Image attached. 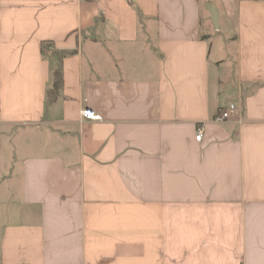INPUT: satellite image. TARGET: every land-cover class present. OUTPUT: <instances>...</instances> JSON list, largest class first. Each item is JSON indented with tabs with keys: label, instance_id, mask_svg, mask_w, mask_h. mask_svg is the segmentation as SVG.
Listing matches in <instances>:
<instances>
[{
	"label": "crops",
	"instance_id": "obj_1",
	"mask_svg": "<svg viewBox=\"0 0 264 264\" xmlns=\"http://www.w3.org/2000/svg\"><path fill=\"white\" fill-rule=\"evenodd\" d=\"M0 264H264V0H0Z\"/></svg>",
	"mask_w": 264,
	"mask_h": 264
},
{
	"label": "built area",
	"instance_id": "obj_2",
	"mask_svg": "<svg viewBox=\"0 0 264 264\" xmlns=\"http://www.w3.org/2000/svg\"><path fill=\"white\" fill-rule=\"evenodd\" d=\"M236 112V106L234 104H229L226 108L221 109L214 117L215 122H224L231 119ZM104 120L103 116L97 113L94 109L90 107L83 108L80 111V122L85 121H96L102 122ZM204 134L203 126H200L197 130L196 139L201 140Z\"/></svg>",
	"mask_w": 264,
	"mask_h": 264
},
{
	"label": "trees",
	"instance_id": "obj_3",
	"mask_svg": "<svg viewBox=\"0 0 264 264\" xmlns=\"http://www.w3.org/2000/svg\"><path fill=\"white\" fill-rule=\"evenodd\" d=\"M62 83H63L62 71L60 68H58L54 72L53 86L48 91V96H49V99L51 101L55 100L58 97L59 92H60L61 87H62Z\"/></svg>",
	"mask_w": 264,
	"mask_h": 264
},
{
	"label": "water",
	"instance_id": "obj_4",
	"mask_svg": "<svg viewBox=\"0 0 264 264\" xmlns=\"http://www.w3.org/2000/svg\"><path fill=\"white\" fill-rule=\"evenodd\" d=\"M214 20H215V22H216V14H214Z\"/></svg>",
	"mask_w": 264,
	"mask_h": 264
}]
</instances>
